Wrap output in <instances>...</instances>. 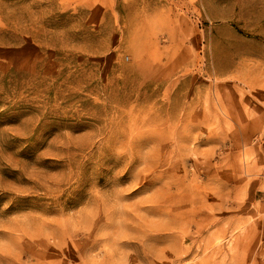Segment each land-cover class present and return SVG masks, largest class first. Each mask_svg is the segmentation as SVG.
Here are the masks:
<instances>
[{
  "label": "rangeland",
  "instance_id": "rangeland-1",
  "mask_svg": "<svg viewBox=\"0 0 264 264\" xmlns=\"http://www.w3.org/2000/svg\"><path fill=\"white\" fill-rule=\"evenodd\" d=\"M0 264H264V0H0Z\"/></svg>",
  "mask_w": 264,
  "mask_h": 264
}]
</instances>
